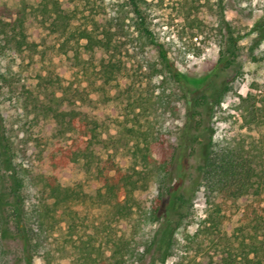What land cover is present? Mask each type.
I'll list each match as a JSON object with an SVG mask.
<instances>
[{"label":"trees","instance_id":"1","mask_svg":"<svg viewBox=\"0 0 264 264\" xmlns=\"http://www.w3.org/2000/svg\"><path fill=\"white\" fill-rule=\"evenodd\" d=\"M142 1H126L135 33L121 15L105 20L98 0L39 1L64 55L40 85L61 89L71 67L81 65L86 75L96 71L104 83L122 86L121 99L89 105L60 97L43 106L47 121L18 150L0 129V264H55L67 252L74 264H140L156 242L149 229L159 222L158 240L169 247L191 205L168 181L184 173L200 144L208 146L200 165L207 209L191 240L202 248L209 238L214 250L208 264H264V140L216 141L217 121L207 124L202 112L212 85L233 60L222 56L208 73L191 78L147 24ZM8 17L0 18V37L15 41L19 55L28 49L33 61L40 43L30 38L29 20L24 13ZM118 37H126V53L132 49L149 68L136 74L139 80L125 81ZM237 40L230 37L235 48ZM240 98L245 124L258 123L254 96ZM111 109L117 128L133 140L124 158L103 153L102 129ZM7 234L14 245L6 244Z\"/></svg>","mask_w":264,"mask_h":264},{"label":"rangeland","instance_id":"2","mask_svg":"<svg viewBox=\"0 0 264 264\" xmlns=\"http://www.w3.org/2000/svg\"><path fill=\"white\" fill-rule=\"evenodd\" d=\"M39 1L0 0V18L9 20L8 16L24 13L29 20L30 38L40 43L32 61L28 49L19 55L15 41H7L5 35L0 37V129L15 150L23 147L30 136L40 132L47 121L43 106L57 103L60 97L89 105L98 104L107 97L121 99L122 86L116 82L104 83L96 71L86 75L81 65L71 67L61 89H46L40 85L42 77L59 69L64 55L58 49L55 36L46 27L50 19L37 8ZM98 1L102 4L105 20L121 15L127 25L134 24L135 17L126 5L127 0ZM141 4L147 24L167 48L170 59L191 78L208 73L222 56L233 60L223 71L221 79L212 85L209 102L202 108L207 124L217 121L214 140H264V0H143ZM123 6L125 11L119 12ZM222 18L225 20L223 26ZM126 27L131 33L136 32L134 25ZM231 36L238 39V47L230 42ZM117 41L121 45V54L118 52V55L124 61L125 81L139 80L136 74L148 73L149 68L131 55L132 49L130 54L126 53V37H118ZM89 55L84 52L82 58L88 59ZM147 82L145 79L144 84ZM225 88L227 90L218 103ZM249 94L254 96L259 111V122L254 124H245L243 111L238 107L240 96ZM110 115L112 119L102 129L103 153L117 158L127 157L133 140L117 128L114 121L116 111L111 109ZM207 152V144L198 145L184 173L180 177H170L168 185L178 184L186 194L191 205L190 217L173 229L169 247L166 242L158 240L163 222L152 225L149 230L156 242L140 264H208L214 250L209 238L202 248L198 247L197 241L191 240L206 216L207 201L201 184L200 165ZM57 214L62 219L64 232L67 219L62 208ZM5 240L8 246L14 245L9 234ZM55 264H74V255L64 253Z\"/></svg>","mask_w":264,"mask_h":264}]
</instances>
